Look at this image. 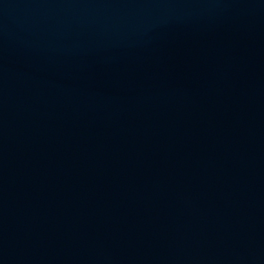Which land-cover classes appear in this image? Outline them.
I'll return each instance as SVG.
<instances>
[{"label": "water", "instance_id": "95a60500", "mask_svg": "<svg viewBox=\"0 0 264 264\" xmlns=\"http://www.w3.org/2000/svg\"><path fill=\"white\" fill-rule=\"evenodd\" d=\"M0 264H264V0H0Z\"/></svg>", "mask_w": 264, "mask_h": 264}]
</instances>
